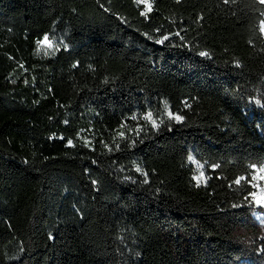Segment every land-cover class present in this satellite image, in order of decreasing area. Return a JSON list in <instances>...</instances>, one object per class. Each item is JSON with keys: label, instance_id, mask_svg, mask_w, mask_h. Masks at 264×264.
I'll use <instances>...</instances> for the list:
<instances>
[{"label": "trees", "instance_id": "obj_1", "mask_svg": "<svg viewBox=\"0 0 264 264\" xmlns=\"http://www.w3.org/2000/svg\"><path fill=\"white\" fill-rule=\"evenodd\" d=\"M262 23L260 0H0V264H264Z\"/></svg>", "mask_w": 264, "mask_h": 264}, {"label": "rangeland", "instance_id": "obj_2", "mask_svg": "<svg viewBox=\"0 0 264 264\" xmlns=\"http://www.w3.org/2000/svg\"><path fill=\"white\" fill-rule=\"evenodd\" d=\"M49 44L51 46H49ZM60 47H61L60 43L51 40L45 42L44 39L41 43H39L37 50L40 56L46 57L55 54V52H57V50H59ZM262 199H264V171L260 176V185H258L257 191L254 195V203L257 207L256 221L260 227L264 228V203H257V200H262Z\"/></svg>", "mask_w": 264, "mask_h": 264}, {"label": "snow or ice", "instance_id": "obj_3", "mask_svg": "<svg viewBox=\"0 0 264 264\" xmlns=\"http://www.w3.org/2000/svg\"><path fill=\"white\" fill-rule=\"evenodd\" d=\"M142 2H143V0H142ZM178 2H179V0H178ZM260 2H261V3H264V0H260ZM147 11H151V7H150V6L147 8ZM141 14H142V15H146L147 13H146V12H142ZM260 30H261L262 32H264V23L261 24V26H260ZM167 39H168V37H164V38H163V40H167ZM163 40H157V43H163ZM47 41H48V38L45 37V42H47ZM49 46H51V45L49 44ZM200 55H201V56H207L208 54H207L206 52H201ZM166 114H167V116L169 117V119H174V120L177 121V122H180V121H182V119H183L182 116H180V115H173L170 111L167 112ZM148 119H151V113L148 114ZM152 123H153V127H157L155 121H153ZM192 159H193V158H192L191 156H189V160H192ZM198 167H201V168H202L203 166H202V165H198ZM214 167H215V166H214ZM137 171H140V169H137ZM196 179H197L198 181L203 180V179H204V173H203V172H200V175H199L198 177H196ZM242 179H243V178H239V179L236 181V183H240ZM253 195H255V194H253ZM257 203H264V199H262V200H257Z\"/></svg>", "mask_w": 264, "mask_h": 264}]
</instances>
